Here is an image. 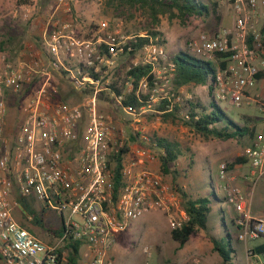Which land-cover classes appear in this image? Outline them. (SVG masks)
I'll use <instances>...</instances> for the list:
<instances>
[{"label":"built area","instance_id":"built-area-1","mask_svg":"<svg viewBox=\"0 0 264 264\" xmlns=\"http://www.w3.org/2000/svg\"><path fill=\"white\" fill-rule=\"evenodd\" d=\"M211 1L230 11L231 24L212 35L200 33L189 43L187 53L210 62L217 55H226L221 59L225 67L216 66L214 78L208 82L210 100L236 109H255L259 124H251L255 132L243 148L250 167L248 180L255 188L264 175V0ZM35 3L30 0L20 6L21 13L15 12L13 17L30 20ZM59 10V4L48 8L40 51L17 63L1 55L0 264H72V243L78 244L76 264H112L110 252L116 238L132 222L159 212L174 230L187 220L178 190L160 171L154 137L137 126L153 106L173 96L172 58L161 44L148 41L137 49L140 60L133 59L126 69L147 67L148 72L136 87L134 78L126 74L123 86L112 77L117 62L136 50L129 47L130 42L144 37L110 32L106 22H99L91 36L82 37L70 8L61 10L68 15L61 23L56 20ZM54 72L63 73L80 93L78 103L59 97ZM37 81L22 101L24 118L18 130L12 139H6L7 92L22 93L26 85ZM120 87L121 93L116 94L114 89ZM132 93L139 105L124 106L125 97ZM110 104L132 116L133 123L120 125L104 110ZM168 105L165 109L171 110ZM117 157L120 185L114 193ZM219 178L225 201L237 215L238 241L264 235V215H253L242 189L227 179L225 163L219 165ZM13 192L59 216L63 234L44 242L22 227L13 216L17 205L11 198ZM255 247L246 246V264H264V251L257 252ZM143 252L150 255L149 247ZM189 264L207 263L195 255Z\"/></svg>","mask_w":264,"mask_h":264},{"label":"rangeland","instance_id":"rangeland-1","mask_svg":"<svg viewBox=\"0 0 264 264\" xmlns=\"http://www.w3.org/2000/svg\"><path fill=\"white\" fill-rule=\"evenodd\" d=\"M200 1L211 8L207 17L189 18L183 24L175 19L170 20L166 15H161L158 23L153 25L149 14L145 10L118 4L107 6L104 0H36L31 19L24 21L19 17H13L15 12L21 13L20 7L16 5V0H0V42L4 44L3 49H0V52L3 51V53L0 54L9 58V61L12 62V60L16 61L15 58H18L17 54H13L14 50L16 53L20 52L21 57L25 60L29 59L31 53L40 51L41 28L48 17V8L51 5L59 4L60 13L56 20L59 23L67 20L68 15L61 13V10L67 7L70 8L72 18L75 21L76 31L82 37L91 36L97 29L99 22H106L110 32L127 37H147L148 41L151 40L153 43L161 44L168 56L172 58L179 51H189V43L194 41L200 33L204 32L212 35L219 28L225 26L224 20L226 22L231 20L230 11L225 7L217 4L214 6L211 0ZM150 32H158L159 35L151 37L149 36ZM136 58L140 60V54L137 49L133 53L121 56L117 62L118 66L112 77H117L121 85L124 86L126 83L127 67ZM52 80L58 87L59 97L62 100L70 103H78L80 101V93L72 88L63 73L54 72ZM186 87L187 89L179 93V91L173 89L172 85L173 90L171 93H173V96L167 102L171 109H177L174 120H164L161 117L158 111L164 105L162 101L160 104L153 106L151 112L145 113L137 124L138 128L149 136H156L176 143L183 153L170 165L171 174L165 175L166 181L174 187L177 186L182 202V193L186 197L195 198V183L198 185L199 194H202L205 190L208 191L210 187L199 178H196L195 182V147H201L203 152H206V148L210 147H214L216 150L220 147H225L226 152L219 156L218 164L225 162L229 168V173L235 177L233 184L240 187L245 196L248 197L250 189H246L242 184V173L246 167V162L239 165L233 163L237 159H245L241 155L243 148L250 144L249 138L244 137L241 140L227 141L204 139L184 126L180 120L187 112V101H199L203 107L207 106L208 101H211L207 88H199L198 92H196L195 84H189ZM177 97L179 98L178 101L176 100ZM104 99L108 103L112 102L108 96H105ZM110 105L106 106L104 110L113 115L120 125L128 126L133 123L132 116L120 109H114L113 104ZM216 105L228 118L239 125L244 123L242 120L243 116L249 117L252 120L251 124H254V122L259 124L256 111L253 108L236 109L220 102L216 103ZM165 107L167 108V106ZM154 153L159 161L161 151L156 149ZM210 179L216 195L225 199L224 192L221 189L222 182L218 177V168L216 166L210 170ZM255 188L258 198L260 197V202H255V206H257L256 203L259 204L256 207L258 213L253 211V208L252 213L255 216L264 215V175L260 178ZM36 205L30 206L18 201L13 214L21 223L29 225L30 231L44 242L58 238L60 235H48L38 225L31 223V221H26L27 213L32 211L34 214L37 212L36 215L38 217H42L45 225L57 230L61 228L62 224L59 216L48 211H42L41 206L38 203ZM230 209L232 208L226 201L219 205L211 204L207 225L215 236L223 241L224 247L235 253L230 264H245L246 246L254 247L264 239V236L262 235L256 240H248L247 242L237 241L235 237L238 236V230L231 224V218L233 217L236 220L237 217L235 214H231L233 210L231 211ZM157 214L161 215L159 222L143 221L146 216ZM170 231L171 229L163 214L152 212L144 215L132 222L127 231L117 236L111 257L112 264H180L179 262L173 263L170 261L178 255L176 248L172 245ZM195 237H199V235H194L192 239H195ZM202 242L206 247L210 245L208 235L202 236ZM145 246L149 247L150 255H146L143 252ZM204 251L207 254L200 255L196 251H190L184 258H191L197 255L202 257L207 264H222L221 259L218 258L217 253H214L212 249L205 248ZM208 255L215 256L216 260L207 258ZM164 258L166 261L163 260Z\"/></svg>","mask_w":264,"mask_h":264},{"label":"trees","instance_id":"trees-1","mask_svg":"<svg viewBox=\"0 0 264 264\" xmlns=\"http://www.w3.org/2000/svg\"><path fill=\"white\" fill-rule=\"evenodd\" d=\"M107 6L115 4L128 6L130 8H138L145 10L151 19L153 25H156L159 21V16L166 15L170 20H177L180 23H185L189 18H202L207 17L211 8L201 2L200 0H104ZM30 3V0H16L17 6H23ZM216 6L215 3H213ZM158 32H150L149 36L156 37ZM148 42V38H136L135 41L130 42L128 45L133 50L138 49L143 44ZM3 45L0 42V49H3ZM226 55H217L214 62L204 61L198 59L187 52L179 51L173 57L172 61L175 65V73L173 78V89L178 91L181 87L195 84V85H208V82L214 78L216 66L223 69L226 65L225 61H222ZM148 72L147 67H136L128 71L127 76L134 78V86L136 87L138 81ZM150 80V79H149ZM209 87V86H208ZM210 89V88H209ZM116 94L121 93L122 87L114 89ZM164 105L160 107L161 117L164 120H174L175 111L165 109L168 105L167 101H163ZM123 105L138 106L139 103L132 93L127 95L123 101ZM187 112L180 120L182 124L188 127L196 135L204 139H216L220 141L227 140H241L245 136L252 138L255 132V127L251 126L252 120L249 117H242L243 124L239 125L228 118L220 108L210 101L207 106L203 107L199 101L193 102L187 101ZM154 137L156 147L161 151L159 156L160 171L163 175L171 174L170 165L174 163L178 157L182 156L178 145L170 142L166 139ZM117 166L114 171V193H116L120 185L119 168L120 158H116ZM247 162L246 159L240 158L233 164H240ZM232 166V165H231ZM227 167V171H228ZM177 189V186H175ZM183 202L182 210L184 211L187 220L184 222L181 228L170 231V238L177 243L178 248L188 242L189 238L199 231L207 232V217L210 213L211 199L208 197L191 198L186 197L182 193ZM225 201V199H224ZM31 216V222L38 225L48 235H61L64 232V226L60 229H54L44 224L42 217H38L32 211L28 212ZM239 226L237 225V228ZM208 239L212 244V250L220 257L222 264H230L234 252L224 247L222 240H217L211 235H208ZM235 239L238 241L237 236ZM230 240V239H229ZM71 253L69 260L72 264H76V253L78 250V244L72 243L70 245ZM257 252L264 251V245L256 246Z\"/></svg>","mask_w":264,"mask_h":264},{"label":"crops","instance_id":"crops-1","mask_svg":"<svg viewBox=\"0 0 264 264\" xmlns=\"http://www.w3.org/2000/svg\"><path fill=\"white\" fill-rule=\"evenodd\" d=\"M225 19H226V17H225ZM45 21H46V19H45ZM230 24H231V20H230V22L229 21L226 22V20H224V25L225 26H229ZM0 53L2 54L3 51H1ZM14 53L17 54L18 58H15L16 61L12 60V62L17 63V62H20V61H27L28 60V59H26V60L23 59V57H21V53L20 52L16 53L15 50H14L13 54ZM1 54H0V70L2 68ZM7 59L9 60V58H7ZM12 59H14V58L12 57ZM37 85H38V81L36 83H32L31 85H26L23 88L22 93H19V94H15V93H12L10 91L7 92V96H6L7 114H6V118H5V129H4V137L6 139H9V140L12 139L13 135L18 130V128H19V126H20V124H21V122H22V120L24 118V112L22 110V101H23V99H25L27 96H29L32 93L33 89ZM186 86L181 87L178 90L179 93H182L185 89H187ZM199 88H207V85H195V91L196 92H198ZM209 102L210 101H208V103ZM225 150H226L225 147H220V148H218V150H216V148H214V147H210V148H206V152H203L201 147H199V146L195 147V169H196V171H195V182H196V178H199L204 184L206 183V185H208L210 187V189L208 191L205 190L204 192H202V194H199L198 193V191H199L198 185H196V183H195V198H197V197H208V198L211 199V204H215V205H219V204L225 202L224 199H222V198H220V197H218L216 195L215 190L212 187L211 179H210V170L214 166H216L218 168V177H219V165L221 163H225V162H221V163L218 164V160H219L218 158H219V156L223 155L226 152ZM241 156H243V151H242V155ZM245 166L246 167L243 169V173H242L243 174L242 184L244 185V187L246 189H248V188L250 189V192L248 194L249 198L247 196L246 197L248 198L251 210L253 208V211L258 213L257 210H256V207H258V205H259L257 203L260 202V197L258 198V196L256 194V190H255L256 188H251V184H250V182L248 180V178L250 176V167H249L248 162H246ZM227 177H229L227 179L229 181H231L232 183L235 180L234 175H231L229 173V170L227 171ZM11 198H12L13 202H15L16 204H17L18 201H20L21 203H24V204H27V205H30V206H33V204H34V206L36 205L34 199H30V201L21 200L18 197H16V194L14 192L11 195ZM255 202H257L256 203L257 206H255ZM211 204H210V207H211ZM230 210L232 211L233 209H230ZM232 212L233 213H231V214H235V216L237 217V215L234 212V210ZM13 213H14V210H13ZM36 213H35V215H36ZM27 215L30 216L29 213H27ZM13 216H14V214H13ZM14 218H15V216H14ZM160 219H161V215L157 214V215L146 216V218L143 221L159 222ZM15 220L22 227L26 228L29 232H31L33 235H36L32 231H30V229H29L30 226L29 225L21 223L16 218H15ZM26 221H28V220H26ZM235 221H236L235 218L232 217L231 218V224H232L233 227H235L237 229V224H236ZM31 223H33V222H31ZM194 235H199V237H195V239H192L194 237ZM194 235L191 236L189 238L188 242L183 246V248H180V249L178 248L177 243H175L174 241L171 240L173 247L176 248V253H178V255H176L175 258L170 260L171 262H173V263L179 262L180 264H189L190 258L189 257L184 258V257L190 251H192V252L196 251L200 255L207 254V253H205L204 249L205 248L212 249V244L210 242V245H208V247H206L205 244L202 242V236L205 237V235H211L214 238H216L217 240H220L217 236H215V234L208 227V225H207V232L199 231V232H197ZM260 245H264V239L262 241L258 242L255 246H260ZM114 248L110 252V257H112V255H113ZM208 257L213 259V260H216L215 256H213V255L212 256L208 255L207 258ZM218 258H220V257L218 256ZM160 259H162V258H160ZM163 260L166 261L165 258ZM245 264H246V261H245Z\"/></svg>","mask_w":264,"mask_h":264}]
</instances>
